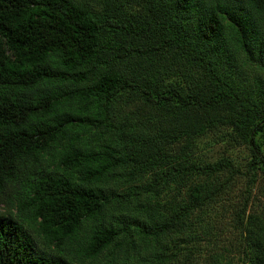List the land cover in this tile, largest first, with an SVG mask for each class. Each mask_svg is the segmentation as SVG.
I'll return each instance as SVG.
<instances>
[{
    "label": "trees",
    "instance_id": "trees-1",
    "mask_svg": "<svg viewBox=\"0 0 264 264\" xmlns=\"http://www.w3.org/2000/svg\"><path fill=\"white\" fill-rule=\"evenodd\" d=\"M244 65L264 72V0H0V264H198L192 218L238 173L200 138L230 128L264 174ZM245 233L264 264V216Z\"/></svg>",
    "mask_w": 264,
    "mask_h": 264
},
{
    "label": "rangeland",
    "instance_id": "rangeland-1",
    "mask_svg": "<svg viewBox=\"0 0 264 264\" xmlns=\"http://www.w3.org/2000/svg\"><path fill=\"white\" fill-rule=\"evenodd\" d=\"M242 70L252 84L253 77L262 78L264 72L255 67L244 65ZM180 145L175 147L179 148ZM264 154V141L262 144ZM225 157L231 160L238 170L227 186L220 192L215 202L195 213L192 229L199 240L192 242L197 248L198 264H206L213 255L229 264H245L247 251L245 233L247 215L252 213L263 220L264 216V174L257 172L255 179L250 170L251 149L248 142L241 136L234 135L230 128L218 127L208 131L199 140V148L194 156L195 161L201 163L215 162ZM227 172L220 175L219 181L224 180ZM185 196V188L172 185L166 194H162V201H175ZM245 207L242 222H237V213Z\"/></svg>",
    "mask_w": 264,
    "mask_h": 264
}]
</instances>
